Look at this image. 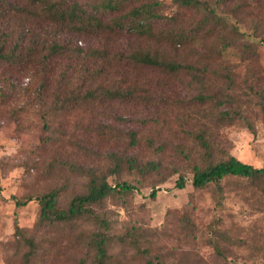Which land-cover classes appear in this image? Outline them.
Instances as JSON below:
<instances>
[{
	"label": "rangeland",
	"instance_id": "1",
	"mask_svg": "<svg viewBox=\"0 0 264 264\" xmlns=\"http://www.w3.org/2000/svg\"><path fill=\"white\" fill-rule=\"evenodd\" d=\"M18 1L22 10L12 20L2 18L8 6H0V45L5 43V52L14 55L10 63L0 61V264H25L27 238L36 246L30 264H96L87 247L89 227L78 223L39 228L38 204L34 200L15 204L58 188L64 206L91 175H106L112 185L125 181L136 187L104 202L113 237L129 230L146 232L153 249L158 245L161 253L176 260L184 253L197 254L211 263L214 252L206 242L207 231L220 217L223 224L218 228L227 229L231 237L226 263L264 264V194L245 180L229 179L224 182L229 185L224 207L216 209L213 185L201 190L191 185L192 169L202 166L205 156L194 135L203 130L213 144L211 158H219L222 151L221 156L227 153L242 163L264 167V2L227 4L200 27L202 15L184 11L179 26L187 32L202 31L199 40L176 44L138 38L126 28L92 37L34 20L27 24L24 6L37 15L41 10L29 6L28 0ZM160 2V13L177 14L172 0ZM236 5L251 8L237 11ZM55 39L71 52L66 49L50 58L45 82L31 62L22 63L29 46L23 50L20 46L46 41L47 57L53 55L47 48ZM148 49L194 67V79L185 72L164 75L123 58ZM101 64L106 68L99 73ZM63 72L67 79L61 81ZM64 81L67 84L59 91ZM97 85L120 88L128 95L124 100L69 101L66 109L58 107L57 100H65L71 91L82 94ZM199 94L211 100L195 101ZM222 111L240 116L229 124L218 120ZM130 132H135L134 142ZM112 155L119 159L117 170ZM179 176L185 179L183 189L175 186ZM185 215L193 224V237L179 229ZM113 254L116 261L132 264L130 253L120 246L115 245Z\"/></svg>",
	"mask_w": 264,
	"mask_h": 264
},
{
	"label": "trees",
	"instance_id": "2",
	"mask_svg": "<svg viewBox=\"0 0 264 264\" xmlns=\"http://www.w3.org/2000/svg\"><path fill=\"white\" fill-rule=\"evenodd\" d=\"M28 1L29 6L33 8L39 7L41 14H33L24 6L23 11L28 15L25 17L27 24H29V21L33 22L34 20L48 25H56L60 28H68L72 32V35H88L92 37L106 33L112 35L118 30L126 28L131 32L130 34L138 38L169 40V42L182 44L184 41L199 40L197 35L198 32L202 31V29H197V31L187 32L179 26V16L184 11L201 14L202 21L201 25H199L200 27L203 23L211 21L209 17H214L216 10L239 0H172L176 5L175 7H178L177 14L160 13L157 9L161 7L160 0H88L87 3L85 2L86 0ZM255 1L264 2V0ZM2 4L8 6V9L4 13V16L7 15L2 17L5 20L14 19V16L19 15L18 12H20V9L22 10L20 7L21 1L18 0H0V6ZM245 8H251V6H235V10L237 11ZM10 12L14 14L10 15ZM106 16L110 17L106 18ZM156 22L161 23L163 26L156 28L154 26ZM12 38H15L16 47H18L20 43L18 36L15 35ZM7 39L8 37H6ZM46 43L43 40H35L30 41L27 45L20 46L22 50L25 46H29L23 53L20 51L24 59L27 60L22 61V63L31 62V68H35L45 82L50 74V58L62 55V53L66 52V49L68 52H71V49L66 44L61 45L60 41L55 39L54 43L47 48L53 55L50 54L51 56L45 57L43 55V46ZM4 44L0 45V61L10 63L11 59L14 61V55H9L8 52H5ZM246 49H250L249 44L246 45ZM72 52L77 53L75 50ZM123 56L128 64L134 66L156 69L168 76L185 72L194 79V67L187 63H181L180 61L164 59L156 53H151L149 49L145 52L141 50L133 51L132 53L129 52ZM98 67L99 73H102L104 68H106L104 64ZM59 78L61 81H63L62 79H67L66 73H61ZM64 84H67V81L59 84V91H61L62 85ZM127 95L120 88L112 90L111 88L107 89L97 85L95 88H89L82 94L71 91L65 100H57V102L60 109H66L69 106V101L70 104H76L100 99L124 100ZM208 100H211V98L204 94H199L195 97V101L201 104H204ZM262 110L264 115V104L262 105ZM239 116L240 114L236 115L231 114L229 111H222L217 118L219 121H226L230 124L235 122V118ZM128 136L131 142H134L135 132L128 133ZM194 137L204 150L205 156L203 165L198 167L194 166L192 169L193 176L191 185L193 188L199 190L213 185L217 194V197H215L216 209H222L224 207V189L229 186L228 184H224V182L229 179L238 181L245 180L247 186L257 190L263 196L264 167L256 168L242 163L227 153H222L221 156L222 151L219 152V158L216 156L215 158H211L213 144L210 138L208 139L207 131L203 130L199 135H194ZM112 156L114 158L113 168L117 170L120 165L119 159L115 155ZM148 166L151 165L148 164ZM175 186L179 189L184 188L185 179L183 176L178 177ZM135 189L136 187L134 185H130L125 181L112 185L106 180V175L100 177L91 175L85 183L84 189L75 192L64 206L60 205V198H62L63 191L58 188L48 189L42 194L29 197L25 201H17L15 204L18 207L24 206L27 202L34 200L39 206L38 217L35 223L39 228L58 225L72 227L78 223L89 227L88 232H90V237L87 247L91 250L92 260L96 264H129V261L119 262L114 259L113 250L115 245L120 246L125 253H130L132 264H227L225 256L227 250L226 243L231 241V237L228 235L229 232L227 229L218 228V226L223 224L220 217L214 218L213 223L209 225L207 231L209 235L206 242L212 246L214 252L213 262L211 263L199 257L197 254L190 255L184 253L181 259L176 260L172 255L161 253L158 245L153 249L154 243L151 240V235L148 238L145 234L146 232L129 230L123 235L113 237L110 233L111 225L108 221V212H103L104 202L113 196L130 194ZM155 195V192L150 193L151 197H155ZM262 210L264 211V209ZM179 226L180 231L193 237V224L190 222L188 216L185 215L179 219ZM16 230H18L17 225ZM25 242L29 247L25 264H30L29 260L34 255L36 246L30 238H27ZM81 264H84V262Z\"/></svg>",
	"mask_w": 264,
	"mask_h": 264
}]
</instances>
